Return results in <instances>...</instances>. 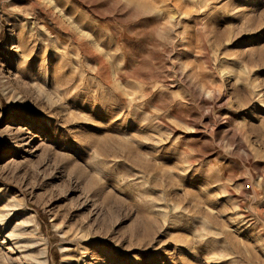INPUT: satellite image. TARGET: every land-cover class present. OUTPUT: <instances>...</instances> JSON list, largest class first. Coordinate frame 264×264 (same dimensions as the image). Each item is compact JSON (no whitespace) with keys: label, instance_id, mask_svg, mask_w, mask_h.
I'll use <instances>...</instances> for the list:
<instances>
[{"label":"rangeland","instance_id":"1","mask_svg":"<svg viewBox=\"0 0 264 264\" xmlns=\"http://www.w3.org/2000/svg\"><path fill=\"white\" fill-rule=\"evenodd\" d=\"M0 264H264V0H0Z\"/></svg>","mask_w":264,"mask_h":264},{"label":"built area","instance_id":"2","mask_svg":"<svg viewBox=\"0 0 264 264\" xmlns=\"http://www.w3.org/2000/svg\"><path fill=\"white\" fill-rule=\"evenodd\" d=\"M248 186V185H247ZM247 186H246V188H247Z\"/></svg>","mask_w":264,"mask_h":264}]
</instances>
